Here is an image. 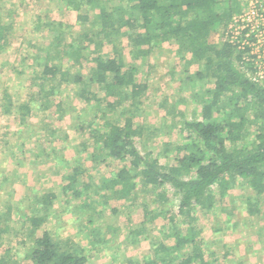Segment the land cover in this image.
I'll list each match as a JSON object with an SVG mask.
<instances>
[{"label": "rangeland", "instance_id": "obj_1", "mask_svg": "<svg viewBox=\"0 0 264 264\" xmlns=\"http://www.w3.org/2000/svg\"><path fill=\"white\" fill-rule=\"evenodd\" d=\"M63 1L0 0V21L13 22L11 43L0 49V227L9 225L7 230H0V259H5L3 264L29 263L26 254L34 238L28 236L29 222L20 212L30 211L35 199L52 189L57 195L45 225L63 248L69 246L66 241L79 243L85 247L82 252L90 256L89 264H145L154 257L157 244L174 243L173 226L186 230L187 217L178 213L180 196L167 187L166 200H158L163 187L146 186L140 171L136 191L122 196L101 187L114 171L112 158L92 164L82 158L96 145L92 127L102 125L105 119L119 117L123 122L132 116L146 127L142 152L150 150L161 163L174 164L176 146L188 132L184 120L201 114V98L193 92L205 86L195 80L196 73L204 70V60H194L179 41H165L156 44L146 57L132 61L128 39H119L127 66L137 65L136 78L148 87L140 98H129L113 108L108 103L114 97H109L101 85L92 83L86 88L74 79V74L82 71L88 82L87 74L95 64L89 50L84 53L89 59L82 61V68L75 60L70 45L89 43L82 36L88 24H80L77 12ZM90 15L97 17V9ZM98 20L96 32H100ZM52 21L60 22V34L49 32L48 22ZM54 36L59 39L54 40ZM104 37L100 33L98 40L104 41ZM48 47L56 56L52 63L62 72H70L67 79L61 73L45 76L43 65L36 63V54L44 60L46 52L40 50ZM107 50L106 46L104 53ZM84 88L90 91L86 95L95 93L97 100L82 98ZM7 94L14 103L9 112L3 104ZM22 103L31 105L27 116L19 113ZM249 131L251 140L255 127L250 125ZM80 160L95 184L90 198L74 199L63 193L62 184L65 174L72 173ZM212 190L217 198L214 208L208 213L201 211L193 222L205 257L211 264H264V195L259 198L243 181L234 183L221 197L218 184ZM252 197L260 201L258 212L250 208ZM86 200L91 205L81 208L79 203ZM9 203L13 208L7 217ZM92 230L97 231L96 243L91 242ZM191 250L192 246L182 248L175 259Z\"/></svg>", "mask_w": 264, "mask_h": 264}, {"label": "trees", "instance_id": "obj_2", "mask_svg": "<svg viewBox=\"0 0 264 264\" xmlns=\"http://www.w3.org/2000/svg\"><path fill=\"white\" fill-rule=\"evenodd\" d=\"M68 9L77 12L80 24L88 26L82 36L89 41L75 46L71 43L76 61L82 68V61L88 60L85 53L89 50L94 66L87 74L88 82L82 71L74 74L78 83L86 88L92 83L101 85L109 97H114L108 104L115 107L127 99L140 98L147 89V84L136 78L137 65L127 66V55L123 51L126 37L130 46L129 55L137 61L150 54L156 44L165 41L181 42L187 47L196 61L204 60V70L196 73L195 80L201 85L193 94L200 97L201 114L197 118L184 120L187 134L181 144L176 146L178 155L175 163H161L159 156L152 151L142 152L140 144L145 139L146 127L140 120L126 116L121 122L119 117L106 120L101 125L92 127L95 144L91 154L82 158L100 162L112 158L114 171L101 185L113 192L130 195L136 191L137 172L146 186L163 187L158 200H166L167 187L175 189L180 196L178 213L186 216V230L173 226L174 243L157 244L155 255L145 264H211L201 249L202 243L193 222L201 211L208 213L214 208L217 198L212 190L218 184L220 197L234 183L244 182L260 198L264 195V79L254 80L240 65L243 51L231 42L226 30L233 16L244 10L242 0H64ZM97 9V17L90 11ZM99 19L100 32H96L95 24ZM62 25V23H61ZM49 32H62L60 22H48ZM85 27V26H84ZM13 22L0 21V49H6L11 43ZM104 34V41L98 40ZM54 36V40H58ZM118 41V42H117ZM108 44V45H106ZM107 46V52L104 53ZM41 49V48H40ZM44 60L36 54V63L43 65V73L55 76L61 73L67 79L70 72H62L54 61L53 48L48 47ZM69 52V51H67ZM106 54V56H104ZM253 67H249V69ZM208 82H204L206 80ZM212 79L213 82H210ZM211 83V84H210ZM126 89V90H125ZM204 89V90H202ZM53 90V88H51ZM89 90L81 91V97L87 102L96 99V94L86 95ZM197 97V98H198ZM4 108L7 112L14 105L10 96H4ZM100 103V102H99ZM22 116L31 112L29 103L18 107ZM255 132L249 140V127ZM24 154V152H23ZM77 162L72 173L65 174L62 184L63 193L70 198H90V190L94 187L92 175ZM83 179H81L82 175ZM96 191V189H95ZM57 193L50 189L35 199V206L30 210H21V217L29 222L28 236L34 238L29 246L25 264H89L90 256L82 252L85 247L79 243L68 242L67 247L54 240L52 230L45 224L51 216L54 199ZM251 210L258 212L260 201L250 198ZM86 200L79 203L81 208L90 206ZM255 207V208H254ZM9 203L7 217L12 214ZM115 210V209H114ZM8 224L0 227L7 230ZM91 234V242L98 240L97 231ZM99 231V230H98ZM137 233V232H136ZM131 235L134 234L132 231ZM89 237V236H88ZM192 246L191 253L182 258L176 254L184 248ZM4 258L0 259L3 264Z\"/></svg>", "mask_w": 264, "mask_h": 264}, {"label": "built area", "instance_id": "obj_3", "mask_svg": "<svg viewBox=\"0 0 264 264\" xmlns=\"http://www.w3.org/2000/svg\"><path fill=\"white\" fill-rule=\"evenodd\" d=\"M242 1L244 10L234 14L226 33L238 52H244L242 68L254 80L261 81L264 79V0Z\"/></svg>", "mask_w": 264, "mask_h": 264}]
</instances>
